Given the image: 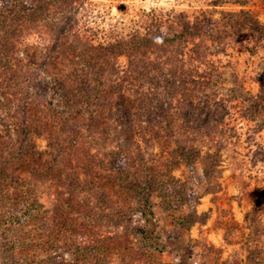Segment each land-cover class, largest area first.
I'll return each mask as SVG.
<instances>
[{
    "label": "rangeland",
    "instance_id": "rangeland-1",
    "mask_svg": "<svg viewBox=\"0 0 264 264\" xmlns=\"http://www.w3.org/2000/svg\"><path fill=\"white\" fill-rule=\"evenodd\" d=\"M86 1L73 26L85 53L42 14L15 9L0 28V155L17 157L23 137L28 148L0 183L1 221L17 218L30 170L44 171L42 211L0 226L20 243L15 256L0 248V264H264V0ZM150 16L166 21L160 33ZM185 18L198 36L169 60L133 48L136 36L187 34ZM56 48L59 72H44ZM154 75L184 87L147 90ZM68 76L101 98L77 150L60 120L77 111L66 113Z\"/></svg>",
    "mask_w": 264,
    "mask_h": 264
},
{
    "label": "trees",
    "instance_id": "trees-1",
    "mask_svg": "<svg viewBox=\"0 0 264 264\" xmlns=\"http://www.w3.org/2000/svg\"><path fill=\"white\" fill-rule=\"evenodd\" d=\"M91 5L92 3L87 2L86 0H0V28L2 27L5 28L6 26L5 23L8 18L7 16L11 14L12 12H14L15 9L23 14L25 13H33V14H38V15L42 14L47 19L48 23L50 24L51 30H53L54 32L57 30L59 32L62 43L63 42L65 43L63 44V46L67 50L74 51V48H76L80 52L85 53L87 51H90L89 49L90 41L88 38H85L86 40L84 41H85L86 46L80 45L79 47L77 45V41H79L78 40L79 37L75 29H73V26L75 23H77L78 19H81V17L86 15L87 7ZM49 8L51 9L52 14H53L50 17H48V14L50 13ZM150 19L152 20V24L155 25L156 29L158 28L160 29L162 24L166 23V21L161 20L157 16L156 17L150 16ZM180 24L186 27L187 34L185 32L184 33L181 32V34L172 33L171 35H166V36L160 34L157 37L155 36L149 37V39H147V37H145L146 35H144L142 37L136 36L132 38V40L130 41L132 44L134 42L133 48L135 49L144 48L146 50H152V52H156L158 49H160L159 51L163 54V56L166 55L165 60H169V57H167V54L170 49H172L173 47L177 45L184 46V44H187L189 42L193 43V40L197 38L198 36L197 35L198 33L196 31H193L190 28L191 25L189 21H187L186 18L183 19L182 22L180 21ZM159 29L157 30L158 32H159ZM59 35L57 34V38H59ZM5 36L6 35L3 34L2 37L0 38V44L2 46L6 45ZM72 44H75V45L73 46ZM81 48H84V49L81 50ZM4 49L5 48L3 47V50ZM3 56L5 57L7 56V53L5 51L2 57ZM62 56H63L62 50H59L58 48H56V51H53V55L49 58L48 62H44L45 66H43L42 68L44 72H49L50 74L53 72H59L57 69L56 60L57 61L60 60ZM105 56H107L106 53H105ZM155 70L157 72L160 70V68L155 67ZM78 77L74 78V77L68 76V78H66L67 79L66 83L62 82V87L63 85L65 86V84H68L72 86L73 88H77L76 96L74 93V95L72 96L70 100H68L67 98L65 99L66 104H67L66 113L77 107V111L75 115L74 116L72 115L70 119H65V117L63 119H60L63 125H68L70 128L72 127L71 129H67L63 131V135L66 137L67 139L66 141L70 143L68 145L72 146L74 150H77L79 144H82L80 141L79 133H77L78 132L77 129L81 127L80 125H86L88 127L87 129H89V125L93 124L94 122L96 123L95 119L99 118L101 115L99 111L101 110V107L99 106L101 104V98L93 97V99L88 100L89 97L87 96V95H90L89 91L92 90L94 92L95 88L92 89V86L90 85L87 89L86 84H84L83 82L78 83V80H79ZM165 78L166 76H163V75H158V76L154 75L153 77H150V80L147 81L149 82V85L146 84L147 90L152 89V88L158 89L160 87L161 88L167 87V89L172 90V89L181 88L183 85L181 81H174V80L169 81L168 79H165ZM150 82L152 83L150 84ZM92 108L98 111L93 113ZM95 114L97 115L96 116L97 118L94 116ZM85 116H87L86 117L87 119H84ZM28 143H31V141ZM20 145H21L20 149L18 151L15 150L16 152L15 154L17 157H11V158L8 157V161H6L0 155V183H3V181L8 179V177H6V174H7V169L10 165L11 160H15L16 163H18V168H16L15 171H18L17 169H19L21 162L27 163V159L26 160L23 159V156H26L28 152V148L24 147L25 145H27V139L23 137L22 140L20 141ZM29 157H30V162H28V164L31 166H33L36 159H40L39 156L34 157L31 155ZM56 160L58 162H62V161H59V156H57ZM116 162L114 163L111 169L117 172L118 175L121 176V173L124 170H126V167H124L123 161L122 162L118 161L117 163ZM23 168L25 169V167ZM43 172L42 170L40 171H37L34 169L30 170V176H31L30 179L28 178L29 179L28 181H26L27 180L26 179L25 182H23V184L25 185L26 200L18 204L15 203V205L20 208L18 210L14 209V210H17L16 212H18V213H13L15 214V217L17 218H14L9 222L1 221L3 220V217L7 213L1 214V210H0V226H2L3 224H7L8 227L14 226V225H20V222H19L20 220L18 219V217L24 218L25 220L28 221L34 214H39L42 211L43 205L40 203V200L38 197L37 186H38V183L42 181L44 178ZM46 174L51 175L52 173L49 171ZM10 179L12 181L17 180L18 176H14ZM127 181L131 182V180H127ZM89 185H91L92 187L94 186V184H92L91 182L89 183ZM68 195L73 196L72 193H68ZM139 198L141 200H143V198H146V193H142L139 196ZM74 204L75 202H69L67 205H71L72 207H74ZM75 207L77 208L78 206L75 204ZM146 209H149V208L146 206L142 209V214H143L142 216L151 215V213L148 212V210ZM81 215L82 214H80V216ZM88 218L90 217L88 216ZM5 230L10 231L11 229H7V228L0 229V248H2L3 250L4 249L8 250L10 255L15 256L17 254L16 249L20 246V243L17 240L19 236L12 238L13 240L11 243L12 246L9 247L8 245H6V243L9 240L10 236H8V232L6 234L3 233Z\"/></svg>",
    "mask_w": 264,
    "mask_h": 264
}]
</instances>
